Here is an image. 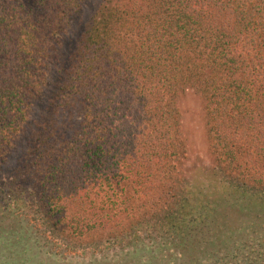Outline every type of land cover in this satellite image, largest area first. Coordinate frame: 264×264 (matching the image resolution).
<instances>
[{"label":"trees","instance_id":"obj_1","mask_svg":"<svg viewBox=\"0 0 264 264\" xmlns=\"http://www.w3.org/2000/svg\"><path fill=\"white\" fill-rule=\"evenodd\" d=\"M189 91L214 189L262 197L264 0H0V205L79 245L153 229L183 240L202 207Z\"/></svg>","mask_w":264,"mask_h":264},{"label":"rangeland","instance_id":"obj_2","mask_svg":"<svg viewBox=\"0 0 264 264\" xmlns=\"http://www.w3.org/2000/svg\"><path fill=\"white\" fill-rule=\"evenodd\" d=\"M88 15L85 8L72 20L63 51L74 47ZM179 108L187 169L194 170L191 192L196 193L194 203L202 206L201 216L196 210L194 222L189 223L194 224L189 228L194 226L191 235L196 238L179 243L169 232L153 229L122 243L79 245L52 237L30 213L0 205V264H214L218 260L228 264L234 251L243 249L244 256L251 251L264 257V195L241 196L214 189L205 173L210 161L202 102L189 91L181 96Z\"/></svg>","mask_w":264,"mask_h":264},{"label":"flooded vegetation","instance_id":"obj_3","mask_svg":"<svg viewBox=\"0 0 264 264\" xmlns=\"http://www.w3.org/2000/svg\"><path fill=\"white\" fill-rule=\"evenodd\" d=\"M190 229V228H189ZM193 229L189 230V235L185 236L183 240L187 239H193L196 238L197 235H194L191 233ZM172 237H174V240L176 242H182L183 240L179 239V236H175V235H171ZM250 251V250H249ZM245 250L243 249L242 251L240 250L239 252L234 251L232 258H230L228 260V264H264V257H262L261 255L259 257L255 256V254H252L251 251L248 253V256H244ZM247 253V252H246ZM239 257H241L240 259H238ZM214 264H221L220 261H216Z\"/></svg>","mask_w":264,"mask_h":264}]
</instances>
